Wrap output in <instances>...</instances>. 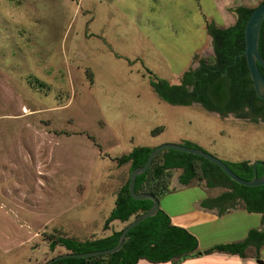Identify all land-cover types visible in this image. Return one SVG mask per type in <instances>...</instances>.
Returning <instances> with one entry per match:
<instances>
[{
	"label": "rangeland",
	"instance_id": "obj_1",
	"mask_svg": "<svg viewBox=\"0 0 264 264\" xmlns=\"http://www.w3.org/2000/svg\"><path fill=\"white\" fill-rule=\"evenodd\" d=\"M262 1L0 0V264L62 254L50 234L97 235L129 174L115 157L135 146L189 141L227 163L264 161V118L170 103L147 70L180 83L200 55L211 60L208 25L229 26L236 7ZM181 172L160 208L224 191L183 185Z\"/></svg>",
	"mask_w": 264,
	"mask_h": 264
},
{
	"label": "trees",
	"instance_id": "obj_2",
	"mask_svg": "<svg viewBox=\"0 0 264 264\" xmlns=\"http://www.w3.org/2000/svg\"><path fill=\"white\" fill-rule=\"evenodd\" d=\"M255 7L245 5L236 7L237 19L229 26L219 27L213 23L208 25L216 56L211 58L209 66L192 74L196 84L193 100H199L211 108L218 106L217 108L224 113L243 110L247 106L256 119L258 116L264 118V102L254 90L246 57L241 55L245 50V26ZM259 49L264 58V21ZM147 70L151 75L150 84L161 98L168 102L186 101L187 91L184 90V84H171L168 79L159 77L150 69ZM261 70L264 75V69ZM224 72H227V75ZM184 143L201 148L189 141ZM154 147L135 146L130 152L115 157L118 165L129 164V174L116 194L114 207L108 214L103 228L107 229L115 220L125 222L123 227L114 229L106 235H93L87 238L59 233L50 234L48 237L50 249L55 250L57 246H61L64 248L63 253H82L109 249L117 245L123 228L134 220L136 215L149 210L153 204L151 199L133 198L129 185L131 170L144 165ZM228 164L243 178L251 179L255 175L253 164L248 159ZM175 169L182 171L179 175L182 184H192L194 179L208 178L211 186L220 184L224 188L222 192L224 197L235 201L240 199L242 207L249 211L262 212L264 216V185L240 184L232 180L213 162L176 149H164L153 159L150 167L136 177L135 191L150 192L158 198L171 192L172 171ZM263 174L264 165L258 164L257 176ZM247 241L248 238L240 242L220 243L202 252L243 253ZM200 253L197 237L187 228L174 225L170 215L160 208L155 215L145 218L133 227L117 251L88 257H66L52 264H136L141 258L152 262L171 261L172 264H180L184 258ZM48 260L42 264H46Z\"/></svg>",
	"mask_w": 264,
	"mask_h": 264
},
{
	"label": "crops",
	"instance_id": "obj_3",
	"mask_svg": "<svg viewBox=\"0 0 264 264\" xmlns=\"http://www.w3.org/2000/svg\"><path fill=\"white\" fill-rule=\"evenodd\" d=\"M226 188L227 187H225V189ZM239 201L240 199L236 201L226 197L214 199L213 196H209V198H195L187 201L185 204L186 201H184L183 198L180 199V197H175L173 202H171L172 204L177 205V203H183L185 206L174 208L170 203V209L163 207L170 215L174 225L187 228L197 237L199 242L201 253L184 258L181 260L180 264H264L263 213L259 211H249L239 206ZM113 207L114 206H112V208ZM112 208L104 212V222ZM241 214L249 217L258 214L260 216L258 224H249L244 220L235 221V217H242ZM118 221L120 220H115L110 223L107 229H103L104 223H100V232L97 235H106L111 233L112 230L118 229L115 223ZM251 231H253L252 234ZM86 233L87 235L93 236L96 235L97 232L90 231ZM247 238V246L243 253L225 251H214L212 253L202 252L216 244L240 242ZM136 264L172 263L171 261L152 262L141 258Z\"/></svg>",
	"mask_w": 264,
	"mask_h": 264
},
{
	"label": "water",
	"instance_id": "obj_4",
	"mask_svg": "<svg viewBox=\"0 0 264 264\" xmlns=\"http://www.w3.org/2000/svg\"><path fill=\"white\" fill-rule=\"evenodd\" d=\"M263 21H264V2L260 3L258 6L254 8V10L252 11V13L250 14L247 20L245 26V50L243 53H241V55H244L246 57V62L250 72L251 80L253 82L254 90L257 96L260 99H262V101L264 102V75L261 70V68H264V58L261 55L259 49L260 35H261V28ZM164 149H176L201 156L216 164L224 171L226 175H228L232 180L240 184L246 186L264 185V174L260 177L257 176V165L258 164L264 165V161L262 160H256L252 162L255 175L251 179H246L235 173V171H233L225 161L221 160L217 156L213 155L212 153L204 149H201L199 147L189 146L186 145L185 143H173V142L162 143L154 147V149L149 154L144 165L136 167L132 169L130 172L129 190L131 196L135 199H151L153 201V204L149 210L136 215L134 220L129 222L123 228L117 245L109 249L92 251V252H82V253L65 252L49 259L46 262V264H52L53 262L66 257H88L97 254H106L117 251L123 245L128 232L133 227H135L145 218L155 215L157 211L160 209L159 198L155 194L150 192H136L135 182H136V177L139 174L144 173L150 167L153 159Z\"/></svg>",
	"mask_w": 264,
	"mask_h": 264
},
{
	"label": "flooded vegetation",
	"instance_id": "obj_5",
	"mask_svg": "<svg viewBox=\"0 0 264 264\" xmlns=\"http://www.w3.org/2000/svg\"><path fill=\"white\" fill-rule=\"evenodd\" d=\"M212 36V35H211ZM212 41H213V37H212ZM214 48V46H213ZM216 54L215 52H213V55L211 56L212 57H215ZM210 56L208 55H200L199 57V62H198V65L195 67V68H192L191 70H188L184 73L182 79H181V82L179 84H184V90L187 91V98H186V101L185 102H180V101H176V102H170V103H174V104H184V105H192V104H197L199 105L200 107H202L204 110L210 112V113H214L216 114L217 116L219 117H227L231 114L233 115H238V117H243V118H249V119H255V116L254 114L250 111V108L249 107H245L243 110H239V111H229L227 113H224L222 112V110H220L219 108L217 107H209L207 106L206 104H203V102L199 101V100H193V96L195 93L194 92V88L196 87V84L195 82L193 81V74L192 73H195L197 70L203 68V67H207L209 66V61L207 60ZM264 69V68H263ZM224 74L227 75V72H224ZM251 77V76H250ZM253 83V82H252ZM254 87V86H253ZM215 102V101H214ZM215 104H217L215 102ZM263 116H258V118L256 119H262ZM264 121V120H263ZM226 162V161H225ZM227 163V162H226ZM228 164V163H227ZM229 165V164H228ZM230 167V166H229ZM222 170V169H221ZM223 171V170H222ZM224 172V171H223ZM205 182H206V186L208 188H212V187H215V186H211L210 185V181L208 178L205 179ZM215 182L217 183V181L215 180ZM220 185V184H218ZM216 185V186H218ZM221 186V185H220ZM224 198L223 196V193H220L218 195H215L213 196L214 199H221V198Z\"/></svg>",
	"mask_w": 264,
	"mask_h": 264
}]
</instances>
